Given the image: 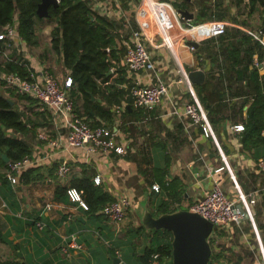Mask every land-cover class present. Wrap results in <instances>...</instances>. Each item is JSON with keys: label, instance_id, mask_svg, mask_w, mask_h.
<instances>
[{"label": "crops", "instance_id": "0c3cea01", "mask_svg": "<svg viewBox=\"0 0 264 264\" xmlns=\"http://www.w3.org/2000/svg\"><path fill=\"white\" fill-rule=\"evenodd\" d=\"M172 1L176 8H186L193 14L190 18H183L179 14L187 24L214 18L246 24V21L240 22L242 18L238 10L242 8L244 2L248 4L249 12L254 9L250 7L249 0H222V3L219 0H211L210 6H205L207 3L203 0ZM203 7H207L208 11L207 8L203 10ZM194 31L195 29L187 30L191 34ZM179 35L176 33L174 37L177 38ZM212 38L198 41V45H194V51L185 45L183 47V40L175 39L172 44L173 49L170 51L183 77H187L191 69L201 68L205 71L204 82L210 79L211 85L204 93L216 92L218 88L216 79L210 78L208 72L211 71L212 55H209L206 49L201 50V46L208 45ZM252 39L257 41L253 37ZM155 48L159 47L153 46L154 50ZM262 48L264 50L263 45ZM160 49L158 52L164 54V49ZM41 50L39 46L34 45L23 51L15 48L16 53L22 58L31 60L35 69L40 65L50 68V63L53 61L51 62L50 58L42 59ZM10 51L8 49L7 54ZM258 54H261V51L256 48L252 62L249 63L251 68L255 67L253 61ZM49 55L54 56L55 52ZM155 62L159 67L160 61L157 57ZM212 65V71H219L225 67L221 54L218 53V58L212 62ZM129 76L133 83L149 81V73L130 71ZM177 84L179 85L175 86L179 89L173 91L174 85L171 83L172 89L168 95L164 96L154 108L146 109L143 117L125 116L121 111V122L117 127L115 142L123 145L124 153L111 150L106 154L68 146L64 137L66 129L56 128L49 113L47 114L50 115V125L53 130L51 137L53 139L60 137L59 145L38 140L36 137L37 129L48 126L42 118L36 132L34 130L20 134L31 149L28 155L30 163L24 169L37 166L42 175L28 182H22L19 175L15 182L8 178L13 194H8L6 197L0 194V264L9 263L8 261H16L18 264H84L85 262L114 264V257L135 264L136 258L151 240L150 229L141 227L140 212L141 202L148 200L149 203V197L159 191L152 188L153 183L158 185L159 183L151 182L152 170L156 166L168 168L169 179L173 176L180 178L184 187V195L179 202L180 207L186 203L188 208L200 193L213 186L215 180L221 183L231 197L238 195V191L248 195L254 209V223L248 218H243L230 225L227 231L231 233V239L224 259L226 261L232 259V264H236L237 261L239 264H264V172L259 168L257 161L252 159L253 150L241 149L239 141L241 131L238 133L233 129L236 123L245 124L247 104L240 111L238 104L242 103L243 96L231 97L232 101H228L229 109L226 113L212 112L216 119L226 120L221 124L216 122L214 126L211 124L214 136L206 135L201 125L193 122L192 118L184 113L183 106L187 102L196 101L204 109L195 83H190L186 79V82ZM123 85L125 87L126 83ZM0 96L7 99L10 104L18 100V97H15L18 95L7 88L1 80ZM227 98L230 100L229 95ZM221 101L216 95H212L209 100L213 106ZM20 102L28 109L31 117L34 119L40 117L41 110L36 109L35 104L30 107L28 103L25 106L24 100L18 101ZM233 103L237 105L234 106ZM132 104L135 107L133 102ZM174 106L179 109L178 114L171 112ZM31 133L35 134L34 141ZM220 149L224 152L225 159L221 157ZM246 151L252 153L245 155ZM162 153H166L168 158H162ZM61 159L68 160L73 167L71 175L65 179L56 175L57 162ZM54 163L56 166L52 168ZM221 166L222 169L217 171L216 169ZM85 167L94 172L95 184L100 185L114 199L121 196L130 201L126 218L113 222L107 220L101 213H87L85 207L69 196L65 195L61 198L55 195L58 185L68 184L73 176H81ZM4 170L6 171V168L0 166V172ZM231 175L236 176L238 188ZM49 203L51 206L47 208L46 205ZM37 222L43 223V226L39 227ZM226 234L219 238L225 240ZM73 236L77 246L70 245Z\"/></svg>", "mask_w": 264, "mask_h": 264}, {"label": "trees", "instance_id": "16d2710c", "mask_svg": "<svg viewBox=\"0 0 264 264\" xmlns=\"http://www.w3.org/2000/svg\"><path fill=\"white\" fill-rule=\"evenodd\" d=\"M39 1L0 0V27L13 22L17 16L16 30L23 37L26 48L39 45L40 26L37 20L40 17L36 13ZM249 3L250 7L254 8L258 5L264 11V0H249ZM48 19L55 22L51 29L52 43L50 45L45 42L49 46L45 47L40 56L43 59L45 54L49 55L52 52L60 56L67 75L73 79L70 93L79 115L89 121L92 126L111 125L115 105L122 106V114L125 116H145L147 111L145 108L134 107L132 104L130 86L133 82L129 76L130 70L128 72V67L124 63L125 45L121 44L120 47L117 41L121 23L107 14L94 11L83 0H60L57 7H49ZM252 37L242 29L229 26L223 34L212 38L210 45L207 43L208 45L201 46V50L206 49L208 54L212 55L211 67L212 62L218 58V53L221 54L225 67L219 71H212L213 68L210 67L211 71H208L210 78L217 81L216 92L204 93L211 85L210 79L201 84L195 83V88L213 126L216 122L221 124L226 119H216L212 112L226 113L229 109L228 101H232L231 97L243 96L238 109L241 111L245 104L247 108L244 128L239 134L240 147L243 150H253L252 159L258 163L264 157V71H259L256 67L251 68L249 63L252 62L256 48L261 51V54H258L259 59L264 56V50L261 44L253 41ZM8 48L10 46L7 42L0 39V67L5 71L17 72L23 77L28 76L30 70L35 69L31 60L22 58L15 49L7 55L3 54V49ZM112 67H115V72L108 73ZM124 83H126L125 87ZM212 95H216V98L223 101L216 102L213 106L209 102ZM228 95L230 100L227 98ZM18 96L24 100L25 106L27 103L30 107L35 104V99L30 96ZM233 105L236 106L237 103ZM40 113V117L34 119L30 115H25V111L18 108L16 102L10 104L7 99L0 96V166L7 169L9 162L30 155V146L20 134L35 130L41 124V118L50 125V115L44 111ZM49 131L53 133L50 127ZM223 148L227 150L226 147ZM3 153L8 156V161L3 159ZM161 157L168 158V155L162 153ZM55 166L54 163L52 168ZM93 174L92 170L85 167L81 176H73L68 184L58 185L55 195L61 198L65 195L69 196L67 189L73 186L81 191L82 198L87 204L85 208L87 213H101L106 217L102 212L103 206L114 198L100 185L95 184ZM41 175L37 166L27 167L19 172L22 182H28ZM8 178L6 171L0 172V194L3 197L13 194ZM153 181L159 183V191L155 192L151 198L149 197V203L147 200L152 213L158 215L180 208L179 202L184 195L180 178L173 176L169 179L168 168L156 166L152 170L151 182ZM141 227L145 228L142 223ZM214 230L217 232L216 236L212 233L209 235L212 247L209 264L215 258L222 256L224 258L228 250V243L219 238L225 235L224 228L215 225ZM150 231L152 232L150 244L144 247L143 252L136 258L135 264L151 263L155 259L159 261V264H173L172 232L154 228ZM154 254H157L156 258ZM227 261L232 264V259L229 258ZM8 262L18 264L16 261ZM125 264L132 263L125 262ZM236 264H239L238 261Z\"/></svg>", "mask_w": 264, "mask_h": 264}, {"label": "built area", "instance_id": "2783aa9c", "mask_svg": "<svg viewBox=\"0 0 264 264\" xmlns=\"http://www.w3.org/2000/svg\"><path fill=\"white\" fill-rule=\"evenodd\" d=\"M60 1V0H59ZM87 2L92 9L98 13L107 14L111 18L129 23L125 11L122 10L124 2L132 4L133 24L129 26V39L121 41L125 45L124 63L131 72L149 73L148 82L136 81L130 86V96L135 106L145 109L154 108L164 96L168 95L169 89L165 80L160 76L159 68L155 58L150 50V46H166L172 51V42L176 39L183 40V45L194 50V45L190 40L201 41L207 38L217 37L223 34L228 26L238 27L248 32L255 40L264 47V32L261 25L258 29H251L237 21L226 19H209L198 23L187 24L179 16L177 8L170 0H83ZM113 7L119 8V11L113 10ZM18 20L17 16L13 22L0 27V39L7 42L10 49L20 48L21 51L27 49L24 45L23 37L16 30ZM188 29H195L193 34L187 32ZM180 35L175 38L173 32ZM120 32V29H119ZM160 37L157 43L156 37ZM185 37L190 38L185 41ZM52 39V37H51ZM50 39V40H51ZM8 49H3V54L7 55ZM253 65L259 70L264 71V56L259 59L255 56ZM115 72V67L110 69ZM187 77H184L186 82ZM0 80L4 82L7 88L17 95H26L35 99V107L38 110L49 113L53 119L56 128H65V142L68 146L84 148L87 151H101L110 153L111 150L117 153H124L125 148L115 142L118 124L121 122L122 106H114V116L111 125L92 126L89 121L79 115L75 107L74 100L70 93L73 86V79L70 75L60 78L56 73L45 65H40L36 69L30 70L28 76L13 71H5L0 67ZM172 101V99H170ZM184 113L188 114L193 122L201 125L206 135L214 136V132L208 118L207 112L196 102H187L184 104ZM179 113L177 107L171 111ZM244 125L236 123L233 129L236 132L242 131ZM36 137L38 140L49 141L53 145H59L60 137L53 139L51 132L46 127L37 129ZM243 151V150H241ZM252 151H246L245 155H250ZM220 155L225 159L224 152L220 149ZM30 163L28 156L8 163L6 169L7 176L15 182L19 172ZM259 168L264 172V157L258 161ZM223 166L216 170L222 169ZM72 165L66 159L57 162L56 175L60 178H67L72 173ZM236 186L239 187L236 176L231 175ZM97 179V177H96ZM152 188L159 190V185L152 184ZM69 197L73 201H78L83 207L87 208L86 202L81 197V191L73 186L67 189ZM47 208L51 204L46 205ZM130 201L125 197H118L103 206L102 212L113 222L124 219L130 209ZM211 220L215 225L221 226L225 231L233 222H239L243 218H248L254 223V209L251 199L248 195L238 191V195L231 197L218 180L214 181L209 190L199 194L188 207ZM39 227L43 223L37 222ZM212 235L216 236V230H212ZM228 233V231L226 232ZM228 237V236H227ZM70 245L77 246L75 237L71 238ZM157 254H154V258ZM264 260V256H263ZM11 264V263H6ZM84 264H93L85 262ZM116 264H125L119 261ZM159 264L157 259L151 263ZM211 264H231L223 257L213 259Z\"/></svg>", "mask_w": 264, "mask_h": 264}, {"label": "water", "instance_id": "95a60500", "mask_svg": "<svg viewBox=\"0 0 264 264\" xmlns=\"http://www.w3.org/2000/svg\"><path fill=\"white\" fill-rule=\"evenodd\" d=\"M59 0H40L36 13L39 17L49 16V7H57ZM177 11L184 18H190L193 14L186 8L177 7ZM264 32V26H262ZM191 44L197 46L198 41L190 40ZM110 73V71H108ZM206 78L205 71L195 68L188 71L187 79L190 83L201 84ZM8 161L6 153L2 154ZM141 223L147 229H167L172 232V263L173 264H209L212 247L209 241L214 224L198 212L189 208H177L174 211L163 212L154 215L146 201L141 202ZM120 261L118 257L113 258V263Z\"/></svg>", "mask_w": 264, "mask_h": 264}, {"label": "rangeland", "instance_id": "374dc122", "mask_svg": "<svg viewBox=\"0 0 264 264\" xmlns=\"http://www.w3.org/2000/svg\"><path fill=\"white\" fill-rule=\"evenodd\" d=\"M136 1L137 0H132V3L136 2ZM170 1L173 2L172 0H170ZM203 1H206V3H207V4H205V6H207V5L210 6V1L211 0H203ZM219 1H220V3H222V0H219ZM206 8L207 7H205L203 10H206ZM121 9L125 11V15L128 17L129 23H126L125 21H123V19L122 20H120V19L118 20L121 23L120 24L119 37L117 38L119 40V41L118 40L117 41H118V44H119L120 47H121V44H122L121 41L129 39V26L133 24V19H134L133 18L134 17L133 16V12H132V4L124 2ZM113 10L119 11V8L113 7ZM207 11H208V8H207ZM238 11H240V15H241V18H242L240 22H242V21H246L247 22L246 24L245 23H241L242 25H245L246 27H249V28L255 30V29H258L261 25L264 24V11L262 10V8L260 6H258V5L254 6L253 11L249 12V6H248V4L246 2H244L242 8H240ZM54 23H55L54 20L51 21L50 19H48V17H45V16L40 17L37 20V24L40 26V29L38 30L39 31V39H38L39 45L38 46L40 47V50L42 49L41 50V54H43V51H44L45 47L49 46V45H47V43L50 44V45L52 43L50 39L52 37L51 29L54 26ZM189 39L190 38L185 37L184 40L187 41ZM156 41H157V43L160 42V37L159 36L156 37ZM45 42H47V43H45ZM184 43L185 42H183V44ZM183 44H182V46L184 47ZM160 48L164 49V54L159 53L160 52L159 51ZM150 50H151L155 60H156V57H157L159 59V61H160L159 64H158L159 67H160V68L158 67L159 71L161 73L160 76H161V78L163 80L166 81L169 91H170V89H172L171 83H173V85H174L173 86L174 87L173 91H176V89H179L178 87L176 88L175 85H179L177 83H184L185 82L184 77H183L184 75H182L180 70L178 69V66H177L174 58L172 57V54L169 51V49L166 46H160L158 49L154 50L153 47L150 46ZM54 56L53 55L50 56L48 54H45L43 56V58H45V59L50 58L51 62L55 61V65H53V62L50 63V65H51L50 69L54 73H56L60 78H64L66 76L67 72H66V70H65V68H64V66H63V64L61 62V58H60V56L57 53H55ZM15 97H18V100H16V102H17L16 106L18 108H20L21 110L25 111V115H30L28 109L21 105L22 102L18 103V101H21V98H19V96H15ZM46 127L52 128L51 125H48ZM61 129L64 130V128H59V130H61ZM35 132H36V129H35ZM31 135H32V140L34 141L35 134L31 133ZM182 206H183V208H187L186 207L187 206L186 203L183 204ZM126 217H127V215H126ZM230 239H231V233H227L226 234V239L224 241L229 243ZM213 242L215 243V241H213ZM125 250H128V249L125 248Z\"/></svg>", "mask_w": 264, "mask_h": 264}, {"label": "bare ground", "instance_id": "6f19581e", "mask_svg": "<svg viewBox=\"0 0 264 264\" xmlns=\"http://www.w3.org/2000/svg\"><path fill=\"white\" fill-rule=\"evenodd\" d=\"M176 33H177V32L174 31V32H173V36H174ZM172 44H173V42H172Z\"/></svg>", "mask_w": 264, "mask_h": 264}]
</instances>
